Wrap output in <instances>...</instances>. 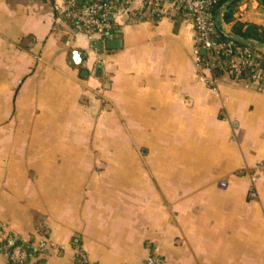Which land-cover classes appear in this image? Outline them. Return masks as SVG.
<instances>
[{
    "label": "crops",
    "instance_id": "1",
    "mask_svg": "<svg viewBox=\"0 0 264 264\" xmlns=\"http://www.w3.org/2000/svg\"><path fill=\"white\" fill-rule=\"evenodd\" d=\"M63 5L0 0V264L8 235L42 264H264V79L201 69L180 15L137 2L103 42Z\"/></svg>",
    "mask_w": 264,
    "mask_h": 264
},
{
    "label": "built area",
    "instance_id": "2",
    "mask_svg": "<svg viewBox=\"0 0 264 264\" xmlns=\"http://www.w3.org/2000/svg\"><path fill=\"white\" fill-rule=\"evenodd\" d=\"M146 9L150 15L170 17L171 14L180 15L189 21L196 31V49L198 66L204 71L214 73L220 66L235 80H242L244 72L248 70V77L260 82L264 79V68L258 58L259 54L249 48L237 46L232 41H218L214 38V25L218 22L214 17L212 8L219 0H64L62 8L65 18L73 21L75 28L85 33L91 39L105 41L112 37L113 18L117 14L125 13L135 15L139 9ZM223 26L224 23L222 22ZM234 38L232 33H226ZM199 50H205V55H199ZM224 57V59H222ZM205 82H212L201 75ZM224 186V184H223ZM250 196L255 197L254 190ZM56 245L48 239L40 241L35 248L37 256L29 252L16 237H5V248L12 264L41 263V255ZM156 261L149 260V264ZM76 264H90L85 256H81Z\"/></svg>",
    "mask_w": 264,
    "mask_h": 264
},
{
    "label": "trees",
    "instance_id": "3",
    "mask_svg": "<svg viewBox=\"0 0 264 264\" xmlns=\"http://www.w3.org/2000/svg\"><path fill=\"white\" fill-rule=\"evenodd\" d=\"M261 5L264 6V0H258ZM229 0H219L212 8L214 17L217 19V23L214 25L215 35L214 38L218 41H232L237 46L243 48H249L259 54V62L264 68V54L259 53L258 46H264V28L262 26L250 23L241 22L235 17L237 8L241 0L234 1L231 5H227ZM227 5V6H226ZM226 6V7H225ZM232 25V34L234 38L229 37L223 29L220 22ZM251 44H255L253 46ZM224 59V57H222ZM214 72L222 74L224 69L220 66L214 69ZM249 74L248 70L244 72V77H247Z\"/></svg>",
    "mask_w": 264,
    "mask_h": 264
},
{
    "label": "water",
    "instance_id": "4",
    "mask_svg": "<svg viewBox=\"0 0 264 264\" xmlns=\"http://www.w3.org/2000/svg\"><path fill=\"white\" fill-rule=\"evenodd\" d=\"M234 1H236V0H229V2H228V4L227 5H231ZM226 5V6H227ZM225 6V7H226ZM103 43L102 42H96V48H98V49H102L103 48ZM116 45H117V42L115 41V40H108L107 42H106V47L107 48H109V49H111V48H115L116 47ZM251 45H253V46H256L255 44H251ZM205 52V50H202V53H204ZM74 56H77V57H82L83 56V53L82 52H75L74 53ZM76 63H80V62H76Z\"/></svg>",
    "mask_w": 264,
    "mask_h": 264
}]
</instances>
